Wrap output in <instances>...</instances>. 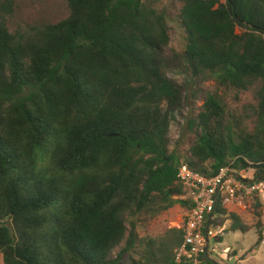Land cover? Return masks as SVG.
<instances>
[{"label": "trees", "instance_id": "16d2710c", "mask_svg": "<svg viewBox=\"0 0 264 264\" xmlns=\"http://www.w3.org/2000/svg\"><path fill=\"white\" fill-rule=\"evenodd\" d=\"M154 1L67 0L65 19L23 31L0 20V264H119L139 240L132 217L191 207L183 163L215 175L238 157L234 167L264 178V0H177L193 75L219 90L258 85L252 131L207 95L184 161L169 149L181 87L168 75L170 27ZM13 7L0 1V12ZM254 206L261 244V198ZM216 214L220 228L231 219L230 230L249 229L221 203ZM183 238L171 228L151 240L162 264H177Z\"/></svg>", "mask_w": 264, "mask_h": 264}, {"label": "rangeland", "instance_id": "374dc122", "mask_svg": "<svg viewBox=\"0 0 264 264\" xmlns=\"http://www.w3.org/2000/svg\"><path fill=\"white\" fill-rule=\"evenodd\" d=\"M154 2L155 7L165 13L170 27L171 41L166 48V55L170 62L168 75L181 87L179 104L170 109L172 116L169 129L170 151H175L181 161L189 156V149L201 132V128L195 120L210 93L217 92L227 107L242 118V126L252 131L256 123L255 111L258 105L256 89L258 85L248 91L219 90L215 81L195 77L182 57L187 44L186 31L179 18L182 3L177 0H155ZM69 13L67 0H14L12 12H0V20H4L11 31H23L27 29V25L58 22L65 19ZM237 31L240 33L242 29L238 28ZM254 174L253 169L247 170L248 177L252 178ZM261 200L264 203V199ZM254 204L247 209H237L236 212L241 222L250 230L246 232L241 229L230 231L226 225L227 231L225 232L223 229L219 235L222 240H213L212 247L216 248V252H209L212 259L230 264L233 256L238 252L245 256L242 264H264V244H257L259 235L255 227L261 210ZM235 207L238 205L233 206L232 209ZM186 213L187 207L177 204L156 214L143 213L135 218L132 217L131 220H134L137 226L139 240L119 264H162L158 243L151 244V240L162 238L171 228L183 226ZM229 223L227 224L229 225ZM213 227L219 230L217 225L214 224ZM118 253L119 249H116L114 256Z\"/></svg>", "mask_w": 264, "mask_h": 264}, {"label": "built area", "instance_id": "2783aa9c", "mask_svg": "<svg viewBox=\"0 0 264 264\" xmlns=\"http://www.w3.org/2000/svg\"><path fill=\"white\" fill-rule=\"evenodd\" d=\"M237 158L215 175L194 169L188 163L180 165L177 177L186 190L183 199L191 207L187 209L183 226L178 225L184 231V238L175 249L177 264H204V255L212 259L209 252H216L213 240L217 241L223 232L211 222L216 219L218 203L230 211L235 205L251 207L257 197L264 199V178H250L246 169L234 167Z\"/></svg>", "mask_w": 264, "mask_h": 264}, {"label": "crops", "instance_id": "0c3cea01", "mask_svg": "<svg viewBox=\"0 0 264 264\" xmlns=\"http://www.w3.org/2000/svg\"><path fill=\"white\" fill-rule=\"evenodd\" d=\"M237 209H242V208L238 206V207H235L234 209H231L229 212H232V213H235V214H236ZM238 216H239V215H238ZM240 220H241V219H240ZM228 222H230L229 225L227 224ZM242 223H243V222H242ZM230 224H232V220H231V219H229V220L226 221V223H225L224 227H222V229H225V226L227 225V226L229 227L228 229L230 230V226H231ZM243 224H244V223H243ZM248 230H250V228H249ZM261 230L263 231V240H262L261 244H264V228H262ZM224 231H225V230H224ZM230 231H231V230H230ZM219 235H220V234H219ZM220 239H221L220 236H218L217 241H221V240H222V239H221V240H220ZM242 256H243V257H242ZM244 257H245L244 255H242V254H240V253L237 252L236 255H234L232 259L235 260L234 262L237 261L238 264H242V261L245 259ZM220 263H223V264H224V262H222V261H220Z\"/></svg>", "mask_w": 264, "mask_h": 264}, {"label": "water", "instance_id": "95a60500", "mask_svg": "<svg viewBox=\"0 0 264 264\" xmlns=\"http://www.w3.org/2000/svg\"><path fill=\"white\" fill-rule=\"evenodd\" d=\"M234 261H235V260H234V259H232L230 264H233V263H234ZM219 264H223V263H220V262H219Z\"/></svg>", "mask_w": 264, "mask_h": 264}]
</instances>
